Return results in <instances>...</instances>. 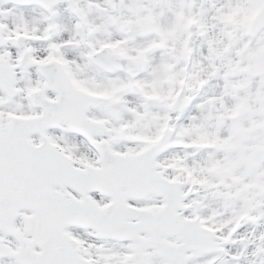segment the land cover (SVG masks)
I'll return each instance as SVG.
<instances>
[{
	"label": "snow or ice",
	"instance_id": "snow-or-ice-1",
	"mask_svg": "<svg viewBox=\"0 0 264 264\" xmlns=\"http://www.w3.org/2000/svg\"><path fill=\"white\" fill-rule=\"evenodd\" d=\"M0 264H264V0H0Z\"/></svg>",
	"mask_w": 264,
	"mask_h": 264
}]
</instances>
